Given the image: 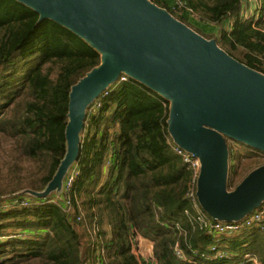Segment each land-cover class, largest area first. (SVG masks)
Wrapping results in <instances>:
<instances>
[{"label":"trees","instance_id":"1","mask_svg":"<svg viewBox=\"0 0 264 264\" xmlns=\"http://www.w3.org/2000/svg\"><path fill=\"white\" fill-rule=\"evenodd\" d=\"M149 1L264 74V0L250 17L244 0H183V8ZM224 19L218 38L205 32ZM101 63L65 26L0 0V264H264V229L243 226L230 236L209 229L211 216L186 196L193 172L173 148L168 100L130 76L120 80L123 73L84 108L67 169L75 168L66 194L73 212L51 201L55 189L34 194L47 191L68 153L73 87ZM242 144L245 154L228 149L231 167L264 154ZM22 198L27 205L16 203ZM140 239L150 242L147 258L135 250Z\"/></svg>","mask_w":264,"mask_h":264},{"label":"water","instance_id":"2","mask_svg":"<svg viewBox=\"0 0 264 264\" xmlns=\"http://www.w3.org/2000/svg\"><path fill=\"white\" fill-rule=\"evenodd\" d=\"M65 26L102 63L70 94L68 153L45 193L58 191L78 151L84 108L121 73L169 102L175 144L200 159L196 196L213 220H237L264 200V164L226 192V138L264 152V74L232 58L149 0H17Z\"/></svg>","mask_w":264,"mask_h":264},{"label":"built area","instance_id":"3","mask_svg":"<svg viewBox=\"0 0 264 264\" xmlns=\"http://www.w3.org/2000/svg\"><path fill=\"white\" fill-rule=\"evenodd\" d=\"M171 2H172L171 4L173 8L185 7L183 0H171ZM187 10L192 12L190 8H187ZM119 78L120 80H125L126 74L124 73L121 74ZM172 145H173L175 152L181 156L182 160L188 165V167L193 172L192 178L188 184L186 196L190 201L195 202V200L197 199L196 183H197V177H198L200 165H201L200 159L197 156L193 155L190 151H187L183 149L182 147L178 146L177 144H175L173 140H172ZM74 176H75V168H72L67 171L65 178L63 180V184L61 185L60 189L57 192L58 193L57 197L51 200V201L59 200L62 203L63 209L69 213L73 212L74 208H73L72 201L66 196V194L72 185ZM16 203H18V205H27L28 201L25 198H22L16 201ZM14 204L15 203L8 202V204H5V206L8 207V205L12 206ZM196 218L199 221L200 225L206 226L208 224V222L204 220L202 214L197 215ZM79 219H80V216L78 215L77 220ZM252 225H257L262 230L264 229V200L261 201V203L257 207H255L250 213L244 215L240 219H237V220H219V219L213 220L212 219L208 227L209 229H211V231L215 233L216 236H220V235L230 236L235 233H238L243 226L249 227ZM216 246H217L216 244H213L212 246H210V249L212 251L215 250L216 255L219 257L226 256L225 253L221 251H217ZM175 251H176V254L181 255V250L180 248H178V246H176ZM148 264H154V263L148 262Z\"/></svg>","mask_w":264,"mask_h":264},{"label":"rangeland","instance_id":"4","mask_svg":"<svg viewBox=\"0 0 264 264\" xmlns=\"http://www.w3.org/2000/svg\"><path fill=\"white\" fill-rule=\"evenodd\" d=\"M244 3L247 5V8L243 11V13L246 16H252L254 13L255 7L259 5V0H244ZM228 19H224L217 23H210L206 26L205 32L208 34H212L215 37H219L220 33L223 30L228 29ZM208 39V38H206ZM9 146V145H8ZM228 149H238L241 154L247 153L248 147L244 146L242 143L230 139L229 142H227ZM74 160H72L69 163V166L72 165ZM258 164H264V154L263 153H256L252 154L249 157L241 156L240 160L237 162L236 167H231V160L229 159L227 162V175L225 180V191L231 192L233 191L239 183L242 181V179ZM1 182V181H0ZM212 219V218H211ZM137 253H140L141 256L144 258H147L150 254V242L147 240L140 239L138 243L137 249H135Z\"/></svg>","mask_w":264,"mask_h":264}]
</instances>
